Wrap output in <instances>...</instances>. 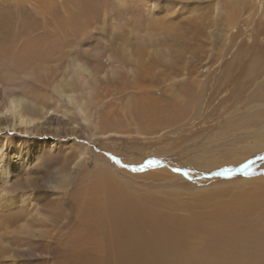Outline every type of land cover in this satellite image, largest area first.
Returning a JSON list of instances; mask_svg holds the SVG:
<instances>
[{
  "label": "rangeland",
  "instance_id": "1",
  "mask_svg": "<svg viewBox=\"0 0 264 264\" xmlns=\"http://www.w3.org/2000/svg\"><path fill=\"white\" fill-rule=\"evenodd\" d=\"M0 38H14L8 54L0 39V88L55 76L25 94L43 116L0 126V264H68L100 174L163 216H193L194 264H264L261 243L227 253L217 218L264 183V0H0ZM261 201L241 217L251 231Z\"/></svg>",
  "mask_w": 264,
  "mask_h": 264
},
{
  "label": "bare ground",
  "instance_id": "2",
  "mask_svg": "<svg viewBox=\"0 0 264 264\" xmlns=\"http://www.w3.org/2000/svg\"><path fill=\"white\" fill-rule=\"evenodd\" d=\"M10 39H1L6 42L1 50L4 54L12 52V40L14 38ZM29 47H31V50H35L30 43ZM31 52L30 54L33 56L37 51ZM93 57H96V55H93ZM4 58L6 57L4 56ZM9 67V64L1 63L3 70H7ZM84 70L78 69L74 74L81 83L89 85V77ZM54 77L52 73L45 75L44 79L41 77L34 79L29 74L20 75V78L17 75L19 80L15 77L16 80L9 81L8 84L0 88V115H6L7 112L13 113V118L0 116V126L6 124V122L11 126L17 123L18 125L31 123L43 116L45 113L43 107L38 105V108L30 109L26 103L25 94L26 92H33L32 88L34 87L36 90L40 87L45 89L48 82H51ZM55 89L58 90L56 86ZM18 90H21L22 93L20 96H14V93ZM59 91L65 93L66 97L78 106V110L82 114L87 113L83 107L84 99L81 98L79 102L75 96L67 94L65 90L61 89ZM39 92L41 91L39 90ZM89 93L90 89L86 91L87 95ZM38 97L45 100L40 95ZM85 121H88V119ZM239 197L236 204L232 203L233 205L226 208L221 207L217 211L219 213L217 218L222 220L221 231L229 242V245L225 246L227 247L225 250L227 253L232 252L231 248L238 245L249 246L248 242L264 244V212L261 218L262 221L259 223L261 227L256 231H251V229L243 226L241 221L245 210L249 211L252 208L254 210V207L262 204L264 183ZM77 205L79 208L78 215L80 216L78 221L79 231L74 239L68 242L63 251V259L68 264H99L98 261L101 258L97 256L98 252L107 253L109 258L110 255L112 256V259L107 261L109 264H194V261H196L192 255L195 253L192 248L191 252L185 250L186 236L193 232L192 230L196 229L197 226V222L192 218L193 216L180 221L176 218L163 216L157 210V204L152 199L135 197L125 188L115 184L107 175L100 174L94 179L88 194L86 197L79 199ZM226 224L231 225L227 226ZM211 234L216 235V232L213 231ZM215 240L217 242V238ZM232 257L234 256L232 255ZM205 264H210V262L208 261Z\"/></svg>",
  "mask_w": 264,
  "mask_h": 264
},
{
  "label": "snow or ice",
  "instance_id": "3",
  "mask_svg": "<svg viewBox=\"0 0 264 264\" xmlns=\"http://www.w3.org/2000/svg\"><path fill=\"white\" fill-rule=\"evenodd\" d=\"M149 161H153V160H149ZM159 162V161H158ZM137 171L139 170V169H136Z\"/></svg>",
  "mask_w": 264,
  "mask_h": 264
}]
</instances>
